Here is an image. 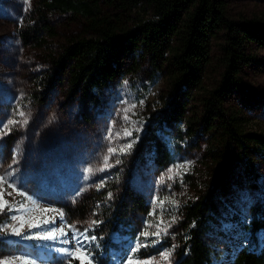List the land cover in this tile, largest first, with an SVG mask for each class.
<instances>
[{"label": "rangeland", "instance_id": "rangeland-1", "mask_svg": "<svg viewBox=\"0 0 264 264\" xmlns=\"http://www.w3.org/2000/svg\"><path fill=\"white\" fill-rule=\"evenodd\" d=\"M223 1L235 22L264 18V0ZM38 4L39 0H0V131L10 119H25L18 112H24L28 119L27 124L11 125V131L0 134V177L11 173L0 191L12 206L11 211L6 207L0 212V226L19 227L20 221H12L11 217L25 218L22 235L0 231L4 240L0 260L22 257L34 264L73 262L75 258L69 259L58 250L75 251L74 237L87 228L86 235L96 237L87 244L94 257L92 264H128V255L138 240L149 243L156 239L159 243L142 247L134 260L155 257L158 264H177L183 246L184 209L204 192L215 167L210 153L215 135L205 121L209 114L205 98L222 79L224 32L214 41L204 87L189 97L185 119L172 121L176 113L166 115L172 110L169 98L175 96L170 75L167 67L153 63L150 54L141 58L128 53L123 73L96 102L79 95L72 97L67 84L49 83L46 75L52 72L53 57L70 38L87 32L78 16L57 12L51 18L58 33L48 44L24 43L20 28L33 18ZM103 9L114 18L126 19L150 12L148 0H105ZM247 52L253 57L241 67L243 86H234L223 95V107L227 114L236 112L245 132L264 135V48L253 44ZM177 98L186 102V97ZM129 108L126 114L124 110ZM210 117L213 122L220 121ZM148 128L156 129L167 142L173 155L171 163L159 165L147 152V146L141 145ZM125 129L131 135H124ZM127 144H132L130 150L119 151ZM109 148L117 151L109 153ZM232 151L237 154L239 149L233 145ZM105 156L112 166L98 171ZM89 168L93 171L89 172ZM232 183L233 193L220 204L227 219L232 213L246 216L254 205L264 202V149L255 148L249 160L237 163ZM130 191L143 200L145 211L132 203L122 205L130 201L126 196ZM21 204L25 208L17 211ZM120 211L122 219L117 221L114 214ZM29 223L40 226L29 228ZM157 224L167 228L166 234L141 235L144 231L156 232ZM52 229L57 230L55 240L26 238ZM60 229L66 235H60ZM225 230L218 224L213 233L207 234L216 252L214 264H228L234 253L233 237ZM106 238L111 243L107 251ZM260 238L264 241V232ZM162 252H171L168 260L161 259Z\"/></svg>", "mask_w": 264, "mask_h": 264}, {"label": "trees", "instance_id": "trees-1", "mask_svg": "<svg viewBox=\"0 0 264 264\" xmlns=\"http://www.w3.org/2000/svg\"><path fill=\"white\" fill-rule=\"evenodd\" d=\"M104 2L39 0L33 18L20 28L24 43L48 44L58 33L51 18L57 12L78 16L87 32L73 36L62 46L53 57V69L46 75V80L54 85L67 84L72 97L79 95L83 100L96 102L104 89L123 73L128 53L138 54L141 58L150 54L154 64L167 67L172 82L175 96L169 98V109L172 110L167 117L174 112L177 116L174 115L172 121L185 119L189 97L204 87L205 73L212 65L214 41L223 31L222 79L219 87L210 90L205 98L209 108L205 121L215 135L214 145L210 148L215 167L204 192L184 209L183 246L177 264H214L216 252L207 234L213 233L218 224L233 237L234 253L228 264H264V241L260 238L264 232V202L254 205L246 216L228 215L229 222L226 223L228 219L222 215L220 205L222 199H229L233 193V173L237 163L242 159L249 160V154L255 148L264 149V135L245 132L236 112L227 114L223 107V95L234 86H243L241 67L253 57L247 49L253 44L264 48V18L235 22L228 16L223 0H148L150 12L147 16L114 18L104 11ZM177 95L186 97V102L182 103ZM210 115L220 121H211ZM140 143L147 146V152L159 165L173 161L171 149L156 129H146ZM233 145L239 149L237 154L232 151ZM126 196L130 201L127 204L123 201L122 205L132 203L136 209L146 210L147 206L139 196L131 191ZM122 214L123 211L114 214V219L120 221ZM219 231H222L220 227ZM3 241L0 238V250ZM105 241L107 251L111 243L109 238ZM97 251L99 255L100 250ZM64 264L80 262L74 259Z\"/></svg>", "mask_w": 264, "mask_h": 264}, {"label": "snow or ice", "instance_id": "snow-or-ice-1", "mask_svg": "<svg viewBox=\"0 0 264 264\" xmlns=\"http://www.w3.org/2000/svg\"><path fill=\"white\" fill-rule=\"evenodd\" d=\"M134 107V106H132ZM125 113L127 114L128 111H130V108L129 109H125L124 110ZM19 116H22V117H25V119L20 122V121H17L15 119H10L8 120L4 125H3V130L0 131V134H7L8 131H11V125H15L17 123H23V124H27L28 122V119H27V116L24 112H18L17 113ZM125 119H128L127 115H125ZM137 131H139V129H137ZM124 135H131V132L127 129L124 130ZM117 136H119V133H117ZM135 141H133L134 143ZM132 147V144H127V145H124L122 146L119 151L121 152H126L128 150H130ZM109 153H114L117 151V149L115 148H109ZM108 159L109 157L108 156H105L104 157V162H103V166L100 167L99 169H97L98 171H104L106 168H110L112 165H110L108 163ZM117 163H119V160L116 161ZM13 163H16V161L14 160ZM179 167H183V166H178ZM89 172H92L93 169L92 168H89L88 169ZM173 170L172 169H169V172L171 173ZM11 173H9L8 175L6 176H3V177H0V185L4 184L7 182V179H8V176H10ZM173 177L170 175L169 176V179H172ZM163 179V178H162ZM11 186V185H10ZM103 186L102 184L101 185H98V187H101ZM9 195H11V193H9ZM109 196H111V193H109ZM172 203H175V201H173ZM161 204H163V201H161ZM7 207V210L11 211L12 210V206L9 205V202L7 200L4 199V193L3 191H0V212L4 211L5 208ZM25 208V205L24 204H21L19 205V208L17 209V211H22L23 209ZM45 212L47 211H50L49 209H44ZM62 215V213H61ZM11 220L12 221H17L19 220L20 221V226L17 227L15 224H5L3 226H0V231H3V232H10L11 234H14V235H17V236H20L22 235V230L24 228V222H25V218L23 216H16V215H13L11 217ZM175 221V218H173V222ZM49 221L45 220L44 223H48ZM93 224L96 223L95 221L92 222ZM39 223H29L28 224V227L29 228H32V227H39ZM171 225H168V227H170ZM72 227V226H70ZM89 227H91V225H89ZM156 228H157V231L154 232V233H150L148 231H144L141 235L143 237H149L150 235L151 236H155V237H160L163 234H166L167 232V228H164V229H161L160 228V225L157 224L156 225ZM88 229L86 228L85 229V232L84 233H77V235L74 237V239L76 240V249L75 251H72V250H69V249H65V248H60L58 251H60L61 253H64L69 259H72V258H75V259H79L80 260V264H85V260L87 261V264H92V261L94 259V257L92 256L91 252L88 250V247H87V244L90 240H95L96 237H88L86 235ZM59 233L60 235H66V233H64V230L63 229H60L59 230ZM26 238H37V239H43V240H55L57 239V230L56 229H52L51 231H48L46 233H36L34 234V236H30V237H26ZM64 243H68L67 240L63 241ZM156 243H159V239H156V240H152L150 241L149 243H140L139 240L138 242L136 243V246L131 250V254L128 255V264H158V262L156 261V258L153 257L152 259L150 260H139V259H136L134 260V256H135V253L138 252L142 247H148L150 246V244H156ZM161 256V259L163 260H168L169 257L171 256V252H162L160 254ZM17 261H19V264H34L33 261H29L25 258H22V257H15L13 258L11 261L9 260H0V264H17Z\"/></svg>", "mask_w": 264, "mask_h": 264}]
</instances>
